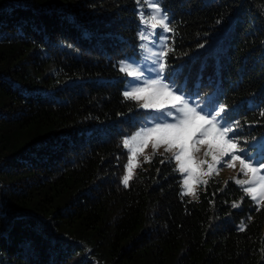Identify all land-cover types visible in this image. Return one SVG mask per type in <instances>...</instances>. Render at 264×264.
<instances>
[{
  "label": "trees",
  "instance_id": "1",
  "mask_svg": "<svg viewBox=\"0 0 264 264\" xmlns=\"http://www.w3.org/2000/svg\"><path fill=\"white\" fill-rule=\"evenodd\" d=\"M160 3L175 30L165 76L183 66L176 86L226 105L230 135L255 149L264 0ZM138 12L136 0H0V264H264V208L233 181L182 196L156 154L122 184V140L146 117L119 70L139 55Z\"/></svg>",
  "mask_w": 264,
  "mask_h": 264
},
{
  "label": "snow or ice",
  "instance_id": "2",
  "mask_svg": "<svg viewBox=\"0 0 264 264\" xmlns=\"http://www.w3.org/2000/svg\"><path fill=\"white\" fill-rule=\"evenodd\" d=\"M141 10L138 12L140 22L151 29V35L156 36L164 45L162 50L157 53V60L153 68L155 78L151 73L145 76L144 70L133 67L134 61H121L119 70L126 73L127 77H132L137 81L131 90H125L122 95L125 100H132L137 103L138 108L151 110L159 113V117H152L151 122L139 128L130 138L125 137L122 143L128 148L131 142H138V150L143 153L144 149L151 146L152 156L158 152L161 156L170 154L171 160L176 164L175 171L183 176L181 193L182 196H191L198 199L196 185L203 183L207 185L208 180L203 177H211L214 173L218 174L217 166L223 163L224 166L235 168L236 162L239 163L240 172L249 179H235L237 185L242 187V191L250 197L256 205L255 211L264 208V140L254 144L253 148H259L255 155L249 153L239 146L235 136L230 133L235 132V125L229 124L222 116L226 111V105H205L193 106L182 87H177L175 77L182 73L183 66L172 68L167 76L166 70L169 68L167 56L174 49L166 45L168 40L164 33H171L175 30L169 26V14L161 6L160 0H144L151 12L147 18L142 10L141 0H136ZM219 23V21H218ZM160 28L161 33L157 34L156 29ZM140 40H148L142 29L138 32ZM71 47V45H69ZM141 48L144 45H140ZM200 47H204L203 44ZM264 117V111L259 113ZM206 147L205 157L207 159H197L195 153ZM162 149V151H160ZM136 151H132L126 167V173L122 177L124 187L129 186L133 179L134 168L138 165L134 163ZM152 156H145V162H151ZM225 157H228L225 160ZM168 160H161L165 163ZM207 165V169H204ZM186 174V175H184ZM227 184V182H225ZM232 207H239L238 203H233ZM251 217H249V220ZM246 225L242 222L239 226L240 231H244ZM264 251V250H262Z\"/></svg>",
  "mask_w": 264,
  "mask_h": 264
},
{
  "label": "rangeland",
  "instance_id": "3",
  "mask_svg": "<svg viewBox=\"0 0 264 264\" xmlns=\"http://www.w3.org/2000/svg\"><path fill=\"white\" fill-rule=\"evenodd\" d=\"M141 5H143L142 10H143V12L145 14V18H147L149 16L150 12H151V9H149L147 4L144 3V0H143V3H141ZM140 10H141V8L139 6V11ZM141 27L145 31V35L149 36V39L148 40H139L140 43H139V49H138V53H139L138 56H128V57L122 59L121 61H130V62L134 61V63L132 64L133 67L140 68L141 70H144L145 76H148L149 73H151L152 77L155 78V72L152 71V69L157 67V65L154 64V61L157 60V55L156 54L159 53L162 50V47L164 45L160 42V40L156 36L151 35V29L150 28H148L146 25H144L142 23H141ZM161 31L162 30L160 28L156 29V33L157 34L161 33ZM163 35L169 37V33H164ZM142 44L144 45L143 48L140 47V45H142ZM166 45L168 46V41H166ZM119 66H120V64H119ZM136 83H137V81L134 80V78L126 77L125 84H124L125 85V90H131V88L133 86H135ZM186 98H188L190 100V102L193 104V106H196L198 104L196 101H193L190 97L186 96ZM199 105L201 107H203V105H201V104H199ZM142 115L146 116L145 117V122L141 126H138L137 129H135L133 132H131L126 137L130 138L139 128L144 127L146 124H149L151 122V118L152 117H159L160 116L159 113L152 112L151 110H143V114ZM236 140L239 142V146L241 148L245 149L246 151H248L249 153H251L253 155H255L260 150L258 147L251 150L245 144H241L238 139H236ZM138 147H139L138 146V142H131L129 144L128 148H126V150L128 152V157H130L132 155V151L134 149L137 150L136 151V158H135V161H134V163L137 164V165H138V163L140 161V158L145 159V156H151L152 155L151 146H149L148 148L144 149L143 153H141L138 150ZM160 151H162V149ZM205 151H206V147H201V150L199 152L195 153L196 158L197 159H207V160L211 161V157L210 156L209 157H205L204 156V152ZM157 154L160 155L159 152ZM166 156L168 158H171L170 154H165L164 156H162L161 159L162 160L165 159ZM227 159H228V157H225V160H227ZM203 167H204L205 170L207 169V165H204ZM135 168H134L133 175L135 174ZM217 169H218V174L214 173L211 177H203V179L207 180L208 178L214 177V178L219 179L223 183L227 182V180H231V181L234 182L235 179H241V180L249 179L248 176H245L242 172H240V168H239V163L238 162H236V167L235 168L226 167L222 163L221 165L217 166ZM180 175H181V182L180 183H181V193H182V191H183V188H182L183 176H182V174H180ZM184 175H186V174H184ZM202 185H203V183H200V184L196 185V191ZM239 186L240 187H245L247 185H245V186L239 185ZM189 197H191V196H189Z\"/></svg>",
  "mask_w": 264,
  "mask_h": 264
}]
</instances>
